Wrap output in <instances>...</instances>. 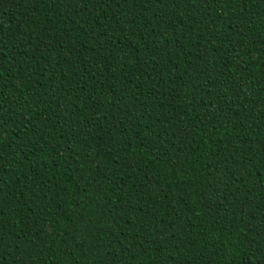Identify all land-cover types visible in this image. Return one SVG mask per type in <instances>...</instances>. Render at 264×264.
<instances>
[{
    "label": "trees",
    "instance_id": "obj_1",
    "mask_svg": "<svg viewBox=\"0 0 264 264\" xmlns=\"http://www.w3.org/2000/svg\"><path fill=\"white\" fill-rule=\"evenodd\" d=\"M0 264H264V0H0Z\"/></svg>",
    "mask_w": 264,
    "mask_h": 264
}]
</instances>
